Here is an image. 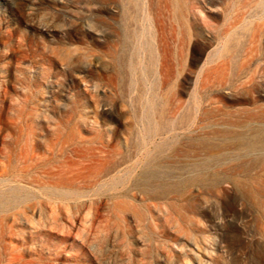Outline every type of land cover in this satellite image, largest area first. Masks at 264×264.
Masks as SVG:
<instances>
[{
    "label": "rangeland",
    "instance_id": "1",
    "mask_svg": "<svg viewBox=\"0 0 264 264\" xmlns=\"http://www.w3.org/2000/svg\"><path fill=\"white\" fill-rule=\"evenodd\" d=\"M0 264H264V0H0Z\"/></svg>",
    "mask_w": 264,
    "mask_h": 264
}]
</instances>
